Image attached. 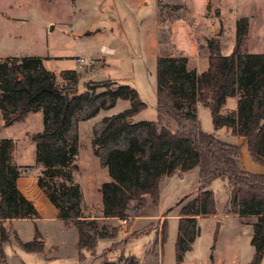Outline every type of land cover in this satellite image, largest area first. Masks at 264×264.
Returning <instances> with one entry per match:
<instances>
[{"label": "trees", "instance_id": "trees-1", "mask_svg": "<svg viewBox=\"0 0 264 264\" xmlns=\"http://www.w3.org/2000/svg\"><path fill=\"white\" fill-rule=\"evenodd\" d=\"M248 19L237 23L233 51L221 52L218 38L208 40L209 65L198 73L188 68L186 56H158L156 63V120L135 121L147 108L139 92L116 80L88 81L80 92V75L75 69L63 71L59 82L40 57L7 56L0 59V117L5 127L24 121L29 113L41 112L43 129L32 136L36 161L42 166L38 185L59 212V218L78 230L77 248L83 261L94 255L101 238L107 235L98 218H87L82 211L83 192L74 180L79 137L74 125L77 113L95 107L87 115L113 108L119 99L130 107L102 120L93 139L95 153L102 156L110 181L101 185L104 218H136L158 215L163 180L177 171L199 168L196 194L181 198L176 262L200 234L198 217L218 213L213 186L220 181L226 190L224 214L255 216L252 245L255 256L248 264H261L264 257V174L243 169L241 146L205 130L198 108L210 110L215 129L227 126L247 143L254 162L264 166V53L241 52V41ZM104 89L97 92V89ZM238 97L235 110L223 114L228 97ZM175 124V127H172ZM14 141L0 139V258L3 246L12 239L8 219H38L35 205L20 191L17 179L21 166L13 162ZM105 148L106 152H100ZM190 198V199H189ZM168 209L165 216L171 212ZM163 239L168 238V222L162 224ZM219 225L215 235L218 234ZM137 234V233H135ZM18 244L29 252H44L45 241L36 229L31 241L16 235ZM135 262H139L138 257Z\"/></svg>", "mask_w": 264, "mask_h": 264}, {"label": "rangeland", "instance_id": "rangeland-1", "mask_svg": "<svg viewBox=\"0 0 264 264\" xmlns=\"http://www.w3.org/2000/svg\"><path fill=\"white\" fill-rule=\"evenodd\" d=\"M245 17L248 26L241 41L242 54L264 53V0H0V56L40 57L47 69L54 70L59 82L63 81L64 70L75 69L81 78L80 92L86 90L88 81L112 79L128 84L147 104L134 120H156L158 56H186L188 68L201 73L209 65L208 40L218 38L221 52L230 54L236 44L237 23ZM102 45L113 47L116 53L103 54ZM80 57L86 62L79 63ZM103 90L100 88L97 92ZM236 100L238 104V97L228 98L222 113L228 114L237 108ZM94 107H85L75 118L73 131L79 137V152L73 174L86 194L82 201L86 213L97 216L102 211L101 185L110 181L111 176L102 156L95 153L93 139L102 128V120L129 108L130 101L119 99L113 108L101 109L88 118ZM198 116L205 130L241 146L239 164L243 169L264 174V166L253 161L243 137L227 126L215 129L208 108L199 107ZM42 129V113L31 112L24 121L8 127L0 117V139L15 141L13 162L27 172L35 169L41 172L32 136ZM99 150L106 152L105 148ZM213 189L217 208L223 210L227 203L226 190L220 181ZM176 204L168 209L174 210L178 207ZM100 221L103 233L109 235L117 229V234L113 238H101L95 254L83 261L79 258L75 225L50 218L19 221L15 228L10 224L12 239L4 246L0 264H157L161 259L157 231L149 235L140 227L135 235H119L132 222L123 225L117 220ZM218 225L223 229L218 248L225 258L221 264L230 262L235 241L240 262H247L255 249L248 239L249 227L237 216L222 215L219 219L207 216L198 223L200 234L186 252L189 262L209 258L214 251ZM36 229L45 241V250L41 253L24 250L16 240V235L25 242L33 240ZM161 232L163 244L168 238L163 239ZM178 232L179 220H171L164 264H177ZM130 255L139 257V262Z\"/></svg>", "mask_w": 264, "mask_h": 264}, {"label": "crops", "instance_id": "crops-1", "mask_svg": "<svg viewBox=\"0 0 264 264\" xmlns=\"http://www.w3.org/2000/svg\"><path fill=\"white\" fill-rule=\"evenodd\" d=\"M7 56H0L1 58H4ZM46 65V64H45ZM47 66V65H46ZM54 71V70H53ZM231 98V97H228ZM227 98V101H228ZM237 104V100H236ZM236 107L234 108V110ZM41 114V112H37ZM138 115V114H137ZM136 115V116H137ZM135 116V117H136ZM15 124V123H14ZM12 124V125H14ZM11 125V126H12ZM14 141V140H13ZM15 143V141H14ZM20 166V165H19ZM39 166V172L42 170L41 165ZM38 168V167H37ZM38 170V169H37ZM38 175L36 169L33 172H27L25 171L24 167L21 166V175L17 179V185L22 194L30 200L38 210L40 214V218L38 219H29V218H24V219H8L6 221L7 224H13V226L19 222V221H38L39 219H44V218H50L53 220H61L59 218V212L58 209L55 207V205L49 200L47 197L46 193L43 191V189L38 185ZM197 187V188H196ZM199 187V168L195 167L189 171L182 172V171H177L172 177H167L163 180L162 188H161V194H160V200H159V207H158V215L156 216H143V217H136V218H131V220L128 222L131 226L130 228H127L119 231L120 234H134L137 233L139 228L141 227L142 229L144 228L146 230V233H149V235L153 234L154 231H157V236H158V248L161 254V259L158 261L157 264H164V259H165V252H166V247L169 242V235H170V229H171V220H179L180 217V209L181 206H178L174 210H172L168 216H165L164 214L166 213L168 207L173 206L176 204L181 198L187 196V195H192L195 192H197ZM192 188H196L195 192H190ZM83 192V191H82ZM99 194L101 196V204L100 207L102 209V195L101 192L99 191ZM86 198V194L83 192V202ZM82 211L83 214L86 213V208L82 204ZM85 215L87 218H98L99 220H111V221H116L121 224V220L119 218H104L102 216V211L100 215H88L86 213ZM237 216L245 222V224L249 227V234L248 239L252 240L253 234H254V228L253 224L256 221L257 217L255 216H240L238 214H224L223 210H218L217 214L210 215L211 217L215 219H219L220 216ZM209 216V217H210ZM207 216H200L198 217V223ZM167 220L168 222V240L165 241L162 244V224L164 220ZM251 220V221H248ZM15 228V226H14ZM155 230H154V229ZM218 236L216 238V242L214 245V251H211L209 258L208 259H203V260H198L197 262L192 261L189 262V258L187 254H185L184 260L182 264H206L208 261H212L211 264H221L225 258L221 254H219V242H220V237L222 236V228H219ZM16 230V229H15ZM17 232V230H16ZM18 234V232H17ZM19 235V234H18ZM20 237V236H19ZM22 240V239H21ZM31 241V240H30ZM6 244H4L5 246ZM3 246V249H4ZM255 256V249L254 252L251 251L250 254V259L247 262H240V256H239V246L237 245V242L235 241L234 244L232 245V252H231V257H230V262L228 264H248L250 263ZM137 257V256H136ZM139 258V257H138Z\"/></svg>", "mask_w": 264, "mask_h": 264}, {"label": "built area", "instance_id": "built-area-1", "mask_svg": "<svg viewBox=\"0 0 264 264\" xmlns=\"http://www.w3.org/2000/svg\"><path fill=\"white\" fill-rule=\"evenodd\" d=\"M100 51L103 53V54H108V55H113L116 53V50L113 48V47H109L107 45H102L101 48H100ZM79 63H84L86 62L84 58L80 57L77 59ZM121 220V224L125 225L127 224L131 218H120Z\"/></svg>", "mask_w": 264, "mask_h": 264}]
</instances>
